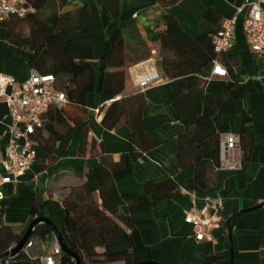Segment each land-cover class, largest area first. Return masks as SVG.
Masks as SVG:
<instances>
[{"label":"crops","instance_id":"0c3cea01","mask_svg":"<svg viewBox=\"0 0 264 264\" xmlns=\"http://www.w3.org/2000/svg\"><path fill=\"white\" fill-rule=\"evenodd\" d=\"M171 1L119 0L120 14L116 19L111 17L103 0H68L64 11H74L93 2L105 39L117 30H122L127 44H133V40L149 41L155 36L154 29L165 15L173 16L192 38L202 34L213 35L221 29L223 21L235 17L233 49L221 58L223 63L236 62L233 71L245 86V94L239 100L220 106L213 117V124L221 139L243 132L250 137L251 148L244 160L241 150L229 154L230 158L241 162V167L235 171L219 168L214 177V191L209 195L189 191L188 181L193 175V168H181L176 158L177 138L183 132V126L171 108L175 89L160 67L150 59L127 68L129 79L126 80L124 95L140 93L133 82L136 75L152 70L159 73V82L141 93L144 98L142 131L155 146L135 157L138 148L131 142L129 128L120 125L115 130L107 131L100 125L99 110L95 114L93 110L96 109L89 108V139L99 142V146L94 149L95 155L89 153L88 148L84 155L77 153L81 136L76 130L64 151L58 145L55 146L56 161L53 165L39 172L35 167L36 160L34 166L15 182L1 186L0 210L4 211L0 219L2 225L9 226L18 234L31 218L36 201L42 205L38 217L51 220L60 230L64 224L61 203L64 188L68 186L84 184L86 191L98 203L96 168L99 158L96 154H99L106 161L122 162L123 167L113 173L115 186L121 194L141 193L146 181L160 182L168 178L175 181L181 190L177 199L161 201L149 211L131 215L133 228L129 237L133 264H205L207 258L212 256L217 258L215 264H229L227 219L239 211L264 204V53H253L246 43L243 30L246 17L243 6L246 0ZM238 9L242 10L237 12ZM208 12L212 14L213 20L205 18ZM6 34V29L0 27V73L20 83L33 72L29 66L30 54L10 44ZM91 45L94 53L92 64L97 71L105 44L95 42ZM212 68L211 62L199 73V77L206 81L204 91L207 94H222L227 89L229 78L212 77ZM95 96H92L93 101ZM7 115L6 104L0 98L1 151L9 138ZM74 140L76 146L70 149ZM36 145L37 155L44 156L37 142ZM213 198L221 203L219 217L222 226L202 241H196L192 228L184 223V216L191 210L197 212ZM121 210L127 214V207L123 206ZM230 230L232 264H264V208L234 217L230 222ZM42 242L45 253H49L53 237ZM106 249L108 252L118 250L114 246ZM96 251L103 253L105 249L98 248Z\"/></svg>","mask_w":264,"mask_h":264},{"label":"trees","instance_id":"16d2710c","mask_svg":"<svg viewBox=\"0 0 264 264\" xmlns=\"http://www.w3.org/2000/svg\"><path fill=\"white\" fill-rule=\"evenodd\" d=\"M25 1L34 13L23 18L10 16L0 22V27L6 29V39L10 44L30 54L31 69L42 75H52L56 88L66 97L65 105L49 110L43 117V126L35 131V140L44 152V156L37 155L36 170L42 172L53 165L56 161L55 146L64 151L76 130L81 136L77 153L84 155L88 148L89 153L95 155L94 149L99 142L89 139L88 129L89 108L92 107L99 110L100 125L105 130L112 131L120 125L129 128L131 142L138 148L135 157L153 148L155 144L146 138L141 127L143 95H124L125 69L158 59L163 75L175 89L171 108L183 126V132L177 138V161L181 168H193L188 181L190 192L211 194L215 173L220 168L218 151L221 140L213 117L220 106L239 100L245 94V86L233 71L236 62L223 63L222 58L220 62L229 78L227 89L222 94L205 93L206 81L199 77V73L215 57L212 35L192 38L173 16L165 15L149 41L133 40V44H127L122 30L105 39L93 2L67 12L64 8L68 0ZM103 2L111 17L118 18L119 0ZM205 18L213 20L209 12ZM95 42L105 44L97 71L92 64L94 53L91 44ZM91 95L97 96L96 103L93 99L90 102ZM238 138L244 160L250 151L251 140L245 132ZM96 156L99 158L96 168L99 202L93 200L84 184L64 188L61 236L80 264H133L129 237L133 228L131 215L149 211L161 201L175 200L180 197L181 190L175 181L168 178L160 182L146 181L141 193L121 194L115 186L113 173L123 167L122 162L106 161L99 154ZM123 206L127 207V214L122 212ZM41 211L42 205L35 201L31 218L18 234L0 223V255L17 245L28 224ZM3 212L1 209L0 219ZM51 237L53 234L47 226L37 225L27 241H45ZM108 246L118 250L108 252ZM98 248L105 251L98 253ZM38 254L37 245L28 252L23 248L13 257L0 259V264H39L34 259ZM216 261L217 258L212 256L205 264H215ZM57 264H74V261L61 253Z\"/></svg>","mask_w":264,"mask_h":264},{"label":"built area","instance_id":"2783aa9c","mask_svg":"<svg viewBox=\"0 0 264 264\" xmlns=\"http://www.w3.org/2000/svg\"><path fill=\"white\" fill-rule=\"evenodd\" d=\"M243 8L246 17L243 22L244 36L250 50L256 54L264 53V0H246ZM242 9H238L240 12ZM34 13L25 0H0V22L10 16L23 18ZM236 18L225 20L221 29L212 35L214 59L212 61V77H227V72L220 62L225 53L233 49V31ZM160 80L156 70L136 75L134 85L140 93ZM0 98L6 104L9 122L7 124L8 141L0 150V187L13 183L27 170L34 166L37 160L35 131L43 126V117L51 109H60L65 105V94L55 86L52 75H42L32 72L23 82H16L12 77L0 73ZM96 114L98 109L93 110ZM239 138L236 135H226L219 142V163L221 169L235 171L241 167V162L230 158L229 154L239 151ZM221 203L218 199H209L208 205L197 212L191 210L184 216V223L192 228L196 241L207 238L214 230L221 228L219 211ZM35 245L39 254L34 257L39 264H57L62 253L59 243L53 236L51 251L45 253L42 241L30 240L23 247L26 252Z\"/></svg>","mask_w":264,"mask_h":264},{"label":"water","instance_id":"95a60500","mask_svg":"<svg viewBox=\"0 0 264 264\" xmlns=\"http://www.w3.org/2000/svg\"><path fill=\"white\" fill-rule=\"evenodd\" d=\"M264 208V204H260L256 207L250 208V209H246L243 211H239L238 213H236L235 215H233L232 217H230L229 219H227L226 221V226H227V232H228V238H229V252H230V260H229V264H232V256H233V247H232V243H231V230H230V222L231 220L241 214L247 213V212H252L254 210H258ZM37 225H45L47 226L52 234L56 237L60 249L62 251V253L68 257H70L73 261L74 264H80V261L78 259V257L71 253L70 250L67 248L66 244L64 243V240L61 236L60 230L52 223L51 220L45 218V217H37L35 219H33L29 224L28 227L25 231V233L23 234L22 238L20 239V241L17 243V245H15L13 248H11L9 251H7L5 254L0 255V259L2 258H6V257H13L15 254H17L19 251H21L23 249V247L25 246L27 240L29 239V237L32 234V231L34 230V228ZM140 264H157L154 262H143Z\"/></svg>","mask_w":264,"mask_h":264},{"label":"rangeland","instance_id":"374dc122","mask_svg":"<svg viewBox=\"0 0 264 264\" xmlns=\"http://www.w3.org/2000/svg\"><path fill=\"white\" fill-rule=\"evenodd\" d=\"M153 60H154L155 65L158 67V66H159V60H158V59H153ZM127 68H128V67H127ZM127 68L125 69V74H126L125 77H126V80L129 79V78H128V75H127ZM92 96H93V95L90 96V102H91ZM96 100H97V96H95L94 101L96 102ZM95 102H94V103H95ZM90 105L92 106L91 103H90ZM75 146H76V140L73 141L72 146L70 147V149H73ZM66 163H67V161L65 162V164H66ZM67 165H68V164H67Z\"/></svg>","mask_w":264,"mask_h":264}]
</instances>
